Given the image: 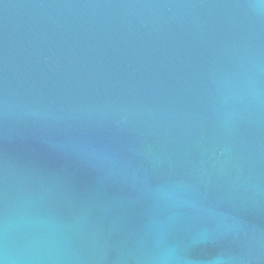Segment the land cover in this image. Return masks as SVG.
Listing matches in <instances>:
<instances>
[{"label": "water", "instance_id": "water-1", "mask_svg": "<svg viewBox=\"0 0 264 264\" xmlns=\"http://www.w3.org/2000/svg\"><path fill=\"white\" fill-rule=\"evenodd\" d=\"M3 264H264V0H0Z\"/></svg>", "mask_w": 264, "mask_h": 264}, {"label": "clouds", "instance_id": "clouds-1", "mask_svg": "<svg viewBox=\"0 0 264 264\" xmlns=\"http://www.w3.org/2000/svg\"><path fill=\"white\" fill-rule=\"evenodd\" d=\"M0 264H3V262H2V261H0Z\"/></svg>", "mask_w": 264, "mask_h": 264}]
</instances>
